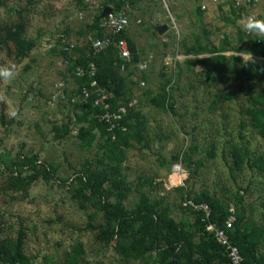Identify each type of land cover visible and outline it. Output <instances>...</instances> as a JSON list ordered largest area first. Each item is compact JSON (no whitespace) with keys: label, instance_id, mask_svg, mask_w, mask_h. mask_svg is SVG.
Masks as SVG:
<instances>
[{"label":"rangeland","instance_id":"1","mask_svg":"<svg viewBox=\"0 0 264 264\" xmlns=\"http://www.w3.org/2000/svg\"><path fill=\"white\" fill-rule=\"evenodd\" d=\"M106 1L0 0V66L15 69L11 80L0 79V154L7 160L18 155L34 158L38 167L54 169L50 179L38 176L29 188L16 189L11 176L21 173L28 179L34 174L32 168H15L12 175L0 163V239L15 241L22 232L23 252L32 264H69L74 247L82 250L79 264H158L156 251L150 260L124 259L114 251V242L105 246L97 241V231L88 225L101 224L102 214L91 205L81 207L73 195V188L78 187L74 177L83 166L102 169L98 163L102 150L98 138L91 147H84L76 138L81 123L70 122L76 118L71 109L81 99L75 93L77 84L65 63L67 58L59 50L58 36L66 34L77 52L89 46V37L96 35L90 25L98 6ZM199 3L210 5L209 0L170 2V17L159 3L136 0L128 11L127 30L139 47L137 59L146 61L149 53L153 59L147 62L146 71L141 63H133L130 70L120 72L128 79L127 107L135 113L131 122L139 127L144 141L130 142L120 167V178L131 189L123 203L130 210L146 196L159 209L164 199L167 215L184 225L195 217L184 210L181 200L185 193L194 197L208 190L229 206L228 212L238 214L237 192L246 189L243 206L253 209L254 219L264 226V172L246 163L247 157H261L264 163V134L248 114L258 108L253 100L263 84L258 79L264 78V59L241 52L251 38H264L246 33L228 6L210 5L200 15L196 11ZM255 12L264 19L263 5ZM20 19L23 38L35 42L23 54H18L5 30ZM137 20L141 23L134 24ZM161 25L168 29L158 35L156 28ZM224 39L240 52H221L227 59L221 63L215 58ZM198 42L212 45L215 56L212 51L186 54ZM66 56L75 58L74 52ZM231 56L242 61L252 58L258 69L231 61ZM208 59L212 60L202 62ZM138 80L145 85L138 86ZM59 84L63 98L51 102ZM161 91L168 98L165 108L152 104ZM195 145L197 151L185 160V153ZM234 149L243 158L238 168ZM209 150L215 152L213 158L208 157ZM177 162L187 178L175 186L171 176Z\"/></svg>","mask_w":264,"mask_h":264},{"label":"trees","instance_id":"2","mask_svg":"<svg viewBox=\"0 0 264 264\" xmlns=\"http://www.w3.org/2000/svg\"><path fill=\"white\" fill-rule=\"evenodd\" d=\"M112 2H114L111 3L113 8L120 10L133 6L136 0H112ZM196 11L198 14H202L199 7H196ZM229 12L232 13L235 19L238 18L232 8L229 9ZM126 13H128L127 10ZM21 20L16 26L5 29L7 38L16 44L18 54H23V52L35 46L34 41L23 38L25 31ZM100 22L101 19H99L97 13L94 17L93 25H90V29L96 32V35L94 34L95 37L102 36L101 29H98ZM238 37L239 40H242L243 35L239 34ZM116 38L126 40L128 48L134 55L135 44L127 36L126 32L116 36ZM222 44L224 46L220 48L219 53H216L215 60L218 62L224 63L227 60L220 54L221 52H240L232 49L233 47L230 46L228 39H224ZM210 47L211 49H209ZM77 50L74 49L72 51L75 55L74 59H69L66 53L60 50L61 54L69 59L68 65L77 84L75 93L80 96L82 88H89L90 81L94 79L99 87L107 90L112 95L109 100L112 109L115 110L120 106L125 108V112L119 121V124L125 127L124 131L120 129L109 131L108 125L100 121L99 114L101 110L93 106L92 99L83 100L80 98L81 101L74 104L71 109L76 113L78 124H82H80L76 138L84 147H91L94 140L98 138L97 145L99 150H102V154L98 158V163L101 164L102 169H89L83 166L74 177L78 187L73 188L74 198L79 201L81 207L84 204L91 205V207L102 214L101 224L97 226L88 225L89 228L97 231L96 240L105 246L114 242V251L124 259L150 260V254L156 251L155 260L158 264H230L225 248L215 240L213 233L206 231L208 224H214L218 228H224L230 242L239 249L244 264H264V226L254 219L253 209L249 208L246 210L243 206V193L246 192V189H239L243 193L237 192L236 202L239 212L235 214L236 222L231 229H225L224 226V221L230 213L228 212L229 206L208 190H203L199 194L194 195V197L186 193L182 196V202L188 198L196 204L205 203L210 208V215L207 218L200 211H194L190 207L185 208L184 210H189L195 217L192 223L184 225L176 223L175 220L167 215V207L163 205L164 199L162 205H159V209L158 205L150 202L146 196H141L138 204L130 210L124 206L123 202L127 199L131 189L130 185L123 178H120V167L127 159L126 151L130 147V142L132 140L137 143L144 142L139 127L131 122L135 113L133 109L127 107L128 97L125 90L128 79L120 74L115 65L118 53L114 47L95 50L89 45L78 52ZM209 51H212L210 53L214 55L216 49L212 45L203 46L198 42L192 47V50H186V54H202ZM241 52L251 54L252 58H261L263 60L264 39L254 41L251 38L249 46ZM252 58L242 61L240 58L231 56L230 60L247 65L249 68L252 66V69L257 70L258 68L252 65L254 61ZM136 59L137 57L134 55L132 62H137ZM211 60H203L202 62L206 63ZM200 61L198 60L197 62ZM90 62H93L96 68L94 77L77 78L73 72L74 67L79 65L86 68ZM258 81L261 84L263 83L253 100V103L258 108L248 111V114L259 132L264 134V78L260 77ZM164 95V91L159 92L152 100V104L160 108L167 107V104H169L167 102L168 98ZM169 107L173 112V106L169 105ZM84 123H88V126L84 127ZM55 130L57 129L55 128ZM134 134L135 136L133 137ZM144 146H147V144ZM196 151V145L190 147L185 153V160H189L191 154ZM207 153L209 158L214 157L215 152L213 150H209ZM232 154L234 156V165L238 168L242 165L243 158L238 156L236 149H234ZM262 160L263 158L261 157H247L246 163L248 167H255L264 172ZM0 163L12 175L15 172V168L21 169L27 166L32 168L34 174L28 179L21 177V173L11 176L10 180L16 189L29 188L30 184L38 176L50 179L54 174L53 168L48 166L38 167V161L34 158L22 157L21 155H18L15 159L7 160V156L0 154ZM108 197L113 198V200L107 199ZM246 212L249 213L247 217ZM200 233L202 235H198ZM23 244L22 232L18 233L15 241L0 239V264H32L31 259L24 255ZM71 252L73 255L68 260V263L79 264V258L82 254L81 248L74 247Z\"/></svg>","mask_w":264,"mask_h":264},{"label":"built area","instance_id":"3","mask_svg":"<svg viewBox=\"0 0 264 264\" xmlns=\"http://www.w3.org/2000/svg\"><path fill=\"white\" fill-rule=\"evenodd\" d=\"M145 3H151V2H157L161 5L163 9H165L170 17V11H169V3H175L179 0H140ZM180 1H192V0H180ZM209 4L213 6H228V8H232L235 11V14L238 16V19L241 21L243 18L248 16H254L257 19H263L256 14L255 10L260 7L264 6V0H209ZM206 3H199L197 7H199L201 12H207L209 9V6ZM129 7H126L125 9L115 10L112 7V11L109 12L104 18L101 19L100 23V29L103 31L101 37H89V44L95 49V50H102L108 47H114L117 50V62L116 67L120 72H127L128 68L132 65L131 60V52L128 48V43L124 39L116 38V36L122 34L127 30V28L130 25V19L128 14L126 13V10ZM136 24H140L141 21L137 20L135 21ZM248 33V32H246ZM58 45L61 51L65 52L66 54H70L75 48L76 45L72 43L70 40H68V37L66 34L61 33L58 36ZM69 58V57H68ZM153 59V56H147L146 61L140 62V67L143 71H146L148 65L147 62H150ZM65 63L68 65L69 59H65ZM95 65L93 62H90L86 68H83L79 65L74 67V75L77 78H83V77H89L93 78L95 75ZM138 86H144L145 82L143 80H138ZM59 90L57 89V92H55L52 96L51 102L56 101L59 98H63L62 93V84H59ZM89 88L83 87L80 98L83 100L92 99L93 106L98 107L101 112L99 114V119L101 122L108 125V130H117L120 129L122 131L125 130V127L121 126L119 124V121L122 117V114L125 112V108L120 106L117 109H112L110 105V99L112 98V95L105 89L99 87L96 80H91L90 84L88 85ZM70 122H76V118L72 117ZM114 139V137H112ZM187 175L185 171L183 170L181 163L177 162L172 167V176L171 179H173L172 185H182L184 181L186 180ZM183 207H190L194 211H200L204 214L205 218H207L210 215V208L205 203H194L191 199H184L183 201ZM236 222V216L235 214L230 211L228 218L224 221L225 229H231ZM207 231L209 233L214 234L215 240L221 244L226 252L227 257L229 259L230 264H244V260L242 255L239 252V249L233 245L228 236L225 234L224 228H218L214 224H208L206 227Z\"/></svg>","mask_w":264,"mask_h":264},{"label":"clouds","instance_id":"4","mask_svg":"<svg viewBox=\"0 0 264 264\" xmlns=\"http://www.w3.org/2000/svg\"><path fill=\"white\" fill-rule=\"evenodd\" d=\"M243 30L264 38V19H257L254 16H248L242 20ZM15 75L14 66H0V79L11 80ZM14 115V114H13Z\"/></svg>","mask_w":264,"mask_h":264},{"label":"crops","instance_id":"5","mask_svg":"<svg viewBox=\"0 0 264 264\" xmlns=\"http://www.w3.org/2000/svg\"><path fill=\"white\" fill-rule=\"evenodd\" d=\"M111 3H114V2H112V0H111V2H110V0H109V1H106V2L102 3L101 6H98V10H97V12H98V11L101 12V10H102L104 7H106V6L113 7ZM142 3H145V2H142ZM134 5H135V4H134ZM134 5H133V6H134ZM133 6H132V7H133ZM132 7H131V8H132ZM131 8L129 7V8L127 9V12H128ZM99 9H100V10H99ZM100 12H98V17H99V13H100ZM127 14H128V13H127ZM128 16H129V14H128ZM100 23H101V22H100ZM132 24H133V23H132ZM132 24H131V25H132ZM134 24H136V22H135ZM134 24H133V25H134ZM99 26H100V25H99ZM101 31H102V30H101ZM93 32H94V31H93ZM125 32H126V34H127V36H128L129 38H130V36H132L130 30H126ZM102 33H103V31H102ZM131 41L135 44L136 49H135V53H134V55L138 58V55L140 54L139 47H138V45L136 44V42H135L133 39H131ZM130 52H131V51H130ZM134 55H133V53L131 52V60H132V56H134ZM148 56H151V54L149 53ZM146 58H147V57H146ZM140 62H141V61H139V60L137 59V62H135V63H140ZM131 63H132V65L129 67L128 70H130V68L133 66V63H134V62H131Z\"/></svg>","mask_w":264,"mask_h":264},{"label":"water","instance_id":"6","mask_svg":"<svg viewBox=\"0 0 264 264\" xmlns=\"http://www.w3.org/2000/svg\"><path fill=\"white\" fill-rule=\"evenodd\" d=\"M113 9L110 6L104 7L101 12L99 13V19L104 18L109 12H111ZM168 29L167 26L161 25L156 28V32L158 35H162L166 30Z\"/></svg>","mask_w":264,"mask_h":264}]
</instances>
